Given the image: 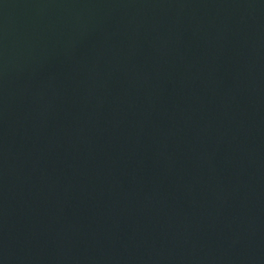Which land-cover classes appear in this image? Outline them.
<instances>
[{"label":"water","instance_id":"obj_1","mask_svg":"<svg viewBox=\"0 0 264 264\" xmlns=\"http://www.w3.org/2000/svg\"><path fill=\"white\" fill-rule=\"evenodd\" d=\"M0 264H264V0H0Z\"/></svg>","mask_w":264,"mask_h":264}]
</instances>
